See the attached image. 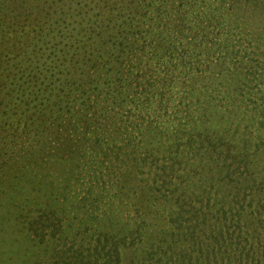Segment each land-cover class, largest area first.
I'll return each mask as SVG.
<instances>
[{"label":"rangeland","instance_id":"1","mask_svg":"<svg viewBox=\"0 0 264 264\" xmlns=\"http://www.w3.org/2000/svg\"><path fill=\"white\" fill-rule=\"evenodd\" d=\"M218 1L213 0L212 4L211 0H162V4L175 13V19L187 17L182 21L185 29L183 34L173 32L170 35L173 46L165 55L166 47L161 48L160 52L157 51L149 42L143 40L134 27L140 17L138 8L143 5V0H0V31H5L0 33V73L6 76L9 69L16 70L10 87L23 82L38 84L42 80L45 67L53 72L66 67L78 75L86 91L94 89L93 93L86 94V98L99 104L95 116L100 119V127L95 131L94 138L96 135L103 140L99 142L92 138L82 143L86 162V169L83 171V161L78 163L79 170L76 172L69 171L72 167L67 165L69 160L63 162L62 168L59 169L62 176L68 172L70 176L71 172L70 185L74 177L76 179L83 173H87L92 179L95 175L100 178L97 182L94 180L95 183L87 177L90 185L79 181L80 197L92 192L90 210H95L98 205L108 209L113 204L108 191L111 189V180L108 179L111 175L108 173L113 171V165L116 163L111 158L103 160L100 157L105 151L101 145L110 144L107 141L109 136L112 140L110 145L114 149L121 147L123 151H128L132 145L136 147L135 154L143 158L139 164L144 170L142 177L150 176L154 172L165 177L180 176L181 168L202 161L199 158L201 154L199 145L196 146L194 143V146L187 147L188 156L185 155L180 159L181 163L174 165L178 157L175 159L174 152H170L168 147L184 149L186 147H183V141H180L176 133L171 131L168 133L159 131L162 133L160 135L154 133L153 127H157V130H161L160 128L171 130L170 125L173 122L154 115L155 104L152 103L151 109L137 104L144 98L134 99L129 95L131 90H137V82L130 87L131 89L122 87L119 81L109 88L98 79V71L90 67L91 58L87 53L89 50H85L93 37L91 33L93 30L100 41V44H95L93 48L94 54L101 59L99 66L105 65L110 68L108 72L102 69L103 75L112 74L117 78L120 76L119 71L127 73L129 69V72H132L130 79L133 78L136 69L130 66L129 60L132 64L130 56L135 58L139 68L148 76L154 75V78L158 77L159 80L166 82L173 80L171 93L176 102L184 108L182 110L191 113L193 119L199 114L198 127H201L199 110L207 105L210 97H215L205 116L209 120L201 127L204 129L201 135L203 142L205 135L206 139L210 138L212 133L208 130L214 124L216 129L212 135L217 140L216 143L230 149L235 146L233 131H229L230 126L236 128L237 123L240 126L239 121H242V127L252 130L253 133L259 132L257 124L254 123L255 118L246 115L247 110L243 109L240 101H236V97L231 95L229 90L240 87V82L235 76L238 63L246 69H250L254 64L264 69V48H256L254 40L250 39L251 35L248 33L257 31L260 43L264 41V13L261 12V16L249 11L238 14L236 10L227 11L228 5L225 4L223 9L226 14L222 17L214 11ZM16 6L23 12L21 17L23 20H20L22 24L19 27L11 25L17 20L13 17L8 18L7 15L12 14L10 10ZM210 14L214 20L221 23L220 27L210 23L208 34L201 30L200 21ZM28 17L29 21L24 20ZM10 25V30L4 29V26ZM120 48H127L130 54ZM231 73L232 76L228 78ZM227 78L229 82L225 90L223 85L226 84ZM129 83L132 84L130 81ZM124 89L126 92H121ZM23 100L24 96L18 93L13 97L6 96L4 102L0 101V128L7 111L6 116L10 123L6 126L8 133H13L16 126L20 131L25 128L26 118L21 117ZM227 117L234 119L236 124L228 122ZM248 122L251 125L247 126ZM114 130L119 134L114 136ZM19 134L15 139L19 138ZM14 141L7 144L9 149L13 148L11 145ZM70 149L72 150V147ZM89 166L92 170L88 173L86 171ZM24 169L23 172L30 176V171ZM186 173H183L180 180L190 178V174ZM105 177L108 180L105 181ZM159 181L162 182L160 176ZM17 186L11 182L10 175L5 177L0 175V264H142L143 255L131 252L116 255L119 257L118 260L109 259L111 257L109 252L117 240L104 227L108 224L107 221L104 223L100 220L98 222L91 220V211L88 208L78 211V217L72 218L71 214L66 222L70 230L61 233L57 229L56 221L44 220L38 214L37 203H46L41 195L36 192V196L35 191L24 189L20 184ZM171 187L176 188L174 185ZM154 198L156 203L147 206L150 209L149 214H142L145 215V219L152 222H158L161 218V227L167 229L168 235L170 233L176 238L178 231L183 234L190 233L191 229L197 226L195 219H186L185 215L179 212L180 205L173 210L172 207H166L157 214L155 210H159L162 205L158 204L155 196ZM198 199L200 197L197 196L193 205H187V208L196 206ZM197 204L200 205V202ZM134 212L123 214L117 208L116 213L122 217L121 220L117 219L118 223L122 221L133 227V223L141 219L140 215ZM85 221L90 224L87 225ZM77 229L82 230V238L79 233L76 235ZM176 229L178 231H174ZM104 231L106 232L102 235ZM129 237L130 241L136 239L133 233ZM111 242H114L112 247ZM170 243L168 241L166 246L161 247L163 248L161 255L166 261L173 257L174 249H181V246L175 248ZM147 244L149 247L154 245L152 242ZM155 245L163 244L157 242ZM157 257L158 254L155 252L154 259ZM156 261L155 264L158 261L164 263L159 258Z\"/></svg>","mask_w":264,"mask_h":264},{"label":"trees","instance_id":"2","mask_svg":"<svg viewBox=\"0 0 264 264\" xmlns=\"http://www.w3.org/2000/svg\"><path fill=\"white\" fill-rule=\"evenodd\" d=\"M143 1V5L138 8L140 17L134 27L143 40L149 42L157 51L160 52L161 48L166 47L164 53L166 55L173 46L170 35L173 32L183 34L185 29L182 21L187 17L181 16L180 19H175V13L166 8L162 0ZM211 1L214 4L213 0ZM217 4L214 11L222 17L226 14L223 9L225 4L228 5L227 11L236 10L238 14L249 11L261 16L260 13H264V0H219ZM18 8L19 6H16L10 10L12 14H7L8 18L13 17L17 20L11 24L16 27H19L22 24L20 20H23L21 19L23 12ZM24 20L29 21V17ZM200 22L201 30L208 34L210 23H214L216 27H220L221 23L219 20H214L212 14L207 15ZM11 25L4 26V29L10 30ZM256 32H248L251 35L250 39L254 40L253 44L256 48H264V41L261 42L262 45ZM91 33L93 37L85 50H89L86 52L91 58L90 67L98 71V79L109 88L118 81L124 88H130L137 82V90H131L129 95L134 99L144 98L142 102H137L141 107L151 109L152 103L155 104L154 115L174 124L170 125L171 130L164 128L157 130V127H153L154 133L157 135L162 134L159 131L176 133L180 141H183V147H186V149L168 147L170 152H174L175 159L178 157L174 165L181 163L180 159L185 155L188 156L187 147L194 146V143L199 145L201 150L199 158L202 161L181 168L180 176L165 177L154 172L150 176L142 177L144 170L139 164L142 163L143 158L135 154L136 147L132 145L128 151H123L121 147L114 149L109 136L107 141L111 145H101L105 151L100 157L103 160L111 158L116 163L113 165V171L108 173L111 175L108 178L111 180V189L109 188L108 191L113 204L110 205V209L98 205L95 210H90V203L93 201L92 192H87L82 197L78 193L79 181L84 183L89 181L87 173L79 175L76 179L74 177L70 185L71 172L70 176L69 172L62 176L59 169L62 168L63 162L69 160L67 165L72 166L69 171L76 172L79 170L78 163L83 161V171L86 169V162L82 143L92 138H96L99 142L103 140L96 135L94 138L95 131L100 127V119L95 116L99 104L86 98V94L93 93L94 89L86 91L78 75L66 67L58 72L45 67L42 80L38 84L23 82L10 87L16 72L11 68L6 76L0 73V101L4 102L6 96L13 97L21 93L24 96L21 117L25 116L27 123L23 130L20 131L16 126L13 133H8L6 126L10 123L7 120V111L5 112L0 128L1 177L10 175L11 182L16 186L20 184L24 189L35 191L36 196V192L39 193L46 203H37L38 214L44 220L56 221L57 229L61 233L70 230L66 225L67 218H70L71 214L72 218L78 217L77 212L86 208L91 211L92 221L100 220L104 223L107 221L108 224L104 227L117 240L109 252L110 260L113 258L118 260L119 257L116 255L122 252H131L143 255L142 264H155L158 258L162 263L164 262L163 264H264V69H260L257 64L250 69L243 68L241 63L236 66L235 76L240 82V87L229 90V93L236 97V101H240L243 109L247 110L246 115L255 118L254 123L257 124L259 132L253 133L252 130L242 127V121H239L240 126L237 123L236 128L230 126L229 131H233L235 142L233 149H230L216 143L217 140L212 135L216 129L215 124L208 130L212 133L210 138L206 139L205 135V142L201 140V135L204 133L201 127L209 120L205 116L215 97H210L207 105L199 110L201 127H198L199 114L197 113L198 116L193 119L191 113L186 109V111L182 110L183 107L176 102L171 93L173 80L166 82L159 80L158 77L154 78V75L148 76L139 68L135 58L130 56L132 64L129 60L130 66L136 69L133 78L130 79L132 72H129V69L127 73L123 70L119 71L120 76L117 78L112 74L103 75L102 69L108 72L110 68L105 65L99 66L101 59L94 54L93 48L95 44H100V41L94 30ZM120 49L130 54L127 48ZM232 74L228 75V78ZM228 78L223 85L225 90L228 87ZM121 92L126 91L124 89ZM226 119L236 124L234 119L230 117ZM246 125L251 123L248 122ZM115 128L120 131L116 126ZM117 130H114V136L119 134ZM18 133H20L19 138L15 139ZM11 141H14L11 145L13 148L9 149L7 144ZM22 168L30 171V176L23 172ZM91 170L89 166L86 172L89 173ZM183 173L190 174V178L180 180ZM159 176L162 182L159 181ZM99 179L95 175L90 181L97 182ZM108 179L105 177V181ZM172 185L176 188H172ZM154 196L158 204L162 205L159 210H155L157 214L166 207H172L173 210L180 205L179 212L185 215L186 219H195L197 226L191 229L190 233L185 234L178 229L174 230L178 231V236L174 238L170 233L168 235L167 229L161 227V218L158 222L145 219L144 216L150 212L147 206L156 203ZM197 196L200 197L197 201L200 205L196 202V206L187 208V205H193ZM117 208L123 214L135 211L134 213L139 214L141 219L133 223V227L122 221L118 223L117 219L121 220L122 217L116 213ZM161 216L162 213L159 214V217ZM89 224L87 222V225ZM78 233L82 238L81 229H77L76 235ZM131 233L135 234L134 241H130ZM168 241L171 242L172 247L181 246V249H174L173 257L166 261L161 255L163 250L161 247L166 246ZM147 242H152L154 245L149 247ZM157 242L163 245H155ZM112 243L114 242H111V247ZM155 252L158 254L157 259H154ZM157 264L161 263L158 261Z\"/></svg>","mask_w":264,"mask_h":264}]
</instances>
